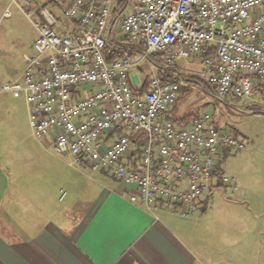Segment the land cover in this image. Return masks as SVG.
<instances>
[{"label": "built area", "instance_id": "2783aa9c", "mask_svg": "<svg viewBox=\"0 0 264 264\" xmlns=\"http://www.w3.org/2000/svg\"><path fill=\"white\" fill-rule=\"evenodd\" d=\"M23 1L28 17L41 15L39 37L21 78L0 86V95L24 98L37 140L51 139L71 166L105 170L135 188L130 201L152 212L191 218L215 182L239 189L217 165L246 142L207 112L176 122L169 114L179 84L154 74L144 88L143 71H153V57L172 65L200 56L221 104L264 108V0H140L133 10L131 0H48L76 21L68 33L46 7ZM123 47L135 57L109 61ZM140 133L146 143L138 156Z\"/></svg>", "mask_w": 264, "mask_h": 264}, {"label": "crops", "instance_id": "0c3cea01", "mask_svg": "<svg viewBox=\"0 0 264 264\" xmlns=\"http://www.w3.org/2000/svg\"><path fill=\"white\" fill-rule=\"evenodd\" d=\"M8 1L0 0L3 16ZM40 2L33 0V8ZM45 7L66 33L76 27L61 6ZM177 64L180 75L193 70ZM0 112L10 114V105L0 104ZM169 115L180 124L196 116L181 110L179 100ZM21 145L22 139L0 138V264H264V184L234 190L217 181L185 218L131 202L135 188L105 170L71 166L48 151L51 139L16 150Z\"/></svg>", "mask_w": 264, "mask_h": 264}, {"label": "rangeland", "instance_id": "374dc122", "mask_svg": "<svg viewBox=\"0 0 264 264\" xmlns=\"http://www.w3.org/2000/svg\"><path fill=\"white\" fill-rule=\"evenodd\" d=\"M40 1L41 7L48 4V0ZM137 1L132 0L131 4L133 5ZM18 4L27 9L23 0L16 2L9 0L4 12L9 9L12 15L5 17L3 12L0 13V86L20 79L24 72V56L35 53L34 39L37 36V31L33 24L39 22L40 15L28 17L21 11ZM117 32L116 30L115 33ZM190 62L189 60L177 62L181 66L186 65L193 69L191 72L179 74L186 78L181 81L186 92H180V109L187 110L190 115L207 112L213 116L217 127L235 132L246 142L245 150H232L222 154L217 165L218 172L221 173L222 170L225 174L236 176L240 187L246 186L248 182L258 186L264 184V108L247 112V107L244 111L240 109L243 103L224 106L212 95L211 88L205 90L197 83V81L203 82L206 87L208 86L201 65L202 60L197 61L194 66H189ZM177 63L172 65L179 67ZM143 74L144 76L147 74L157 75V68L153 66L152 71L150 67H147ZM2 103L10 105L11 112L8 115L0 112V138L5 139L6 143H16L22 139L24 145L18 146L16 150L30 142H40L33 136L25 100L17 99L11 93H4L0 95V104ZM48 151L68 161V157L57 154L52 148ZM217 195L216 193L215 200L221 201L222 198ZM223 199L225 198L223 197Z\"/></svg>", "mask_w": 264, "mask_h": 264}, {"label": "trees", "instance_id": "16d2710c", "mask_svg": "<svg viewBox=\"0 0 264 264\" xmlns=\"http://www.w3.org/2000/svg\"><path fill=\"white\" fill-rule=\"evenodd\" d=\"M129 51L130 50L128 48L123 47V48L120 49V52H113L109 56V61H113L115 59H120V58H123L125 56H130V57L134 58L135 56L133 54H130ZM152 62L156 66L157 73H158L159 76L164 78L165 81L178 83L179 86H180V92H186L185 87H183L181 85V81L183 79L185 80L186 78L182 77V76H180L178 74V70L176 69V67H174L173 65L164 64L162 58L159 57V56L158 57H153L152 58ZM149 77H150V75L147 74L146 75V83H145L144 88L147 86ZM197 83L200 84L203 88L206 89V86H205V84L203 82L197 81ZM247 112H254V109L250 107V108L247 109ZM195 115H197V114H195ZM185 121H183L182 124H185L186 123ZM134 143H135V147H136L135 154L138 155V156H141L142 155V148H143V146L146 143L145 134L144 133H140L137 136V138L135 139ZM217 171H218V169H217Z\"/></svg>", "mask_w": 264, "mask_h": 264}]
</instances>
